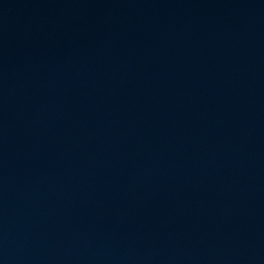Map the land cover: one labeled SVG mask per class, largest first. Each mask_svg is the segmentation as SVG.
<instances>
[{
    "label": "water",
    "instance_id": "1",
    "mask_svg": "<svg viewBox=\"0 0 264 264\" xmlns=\"http://www.w3.org/2000/svg\"><path fill=\"white\" fill-rule=\"evenodd\" d=\"M0 264H264V0H0Z\"/></svg>",
    "mask_w": 264,
    "mask_h": 264
}]
</instances>
